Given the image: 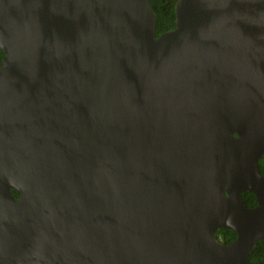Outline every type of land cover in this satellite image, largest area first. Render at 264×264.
<instances>
[{"label":"water","instance_id":"1","mask_svg":"<svg viewBox=\"0 0 264 264\" xmlns=\"http://www.w3.org/2000/svg\"><path fill=\"white\" fill-rule=\"evenodd\" d=\"M152 2L0 0V264H253L264 0Z\"/></svg>","mask_w":264,"mask_h":264},{"label":"trees","instance_id":"2","mask_svg":"<svg viewBox=\"0 0 264 264\" xmlns=\"http://www.w3.org/2000/svg\"><path fill=\"white\" fill-rule=\"evenodd\" d=\"M177 1L178 0H153L152 6L157 14V36L176 26L175 4ZM4 56L5 53L0 47V64L2 63ZM12 192L16 197L20 196L19 191L13 189ZM251 198L254 199L252 194L248 193L245 196V202L250 207L253 206L254 203L256 204V199L252 202ZM217 234L221 235L218 237L222 238L225 243L231 242V240L237 235L233 229L224 227L220 228L217 231ZM250 258L253 264H264V240L258 241V247L253 251Z\"/></svg>","mask_w":264,"mask_h":264},{"label":"flooded vegetation","instance_id":"3","mask_svg":"<svg viewBox=\"0 0 264 264\" xmlns=\"http://www.w3.org/2000/svg\"><path fill=\"white\" fill-rule=\"evenodd\" d=\"M258 163H259V167H260V170H261V174L264 175V156L259 158ZM248 193H249V194H252V195L254 196V199H256V204L254 203L255 205L253 204V206H251V207L248 206L247 203L245 202V196H246ZM243 198H244V202H245V204H246L249 208H254V207H256V206L258 205V198H257L256 194H254V193H252V192H250V191H246V192H244V193H243ZM254 199L251 198V201L253 202ZM254 202H255V201H254ZM221 228H222V227H221ZM224 228H226V227H224ZM219 229H220V228H219ZM219 229H218V230H219ZM218 230H217V231H218ZM234 231H235V230H234ZM235 232H236V231H235ZM236 233H237V232H236ZM216 235H217V238L223 242V239H222V238H219L221 235H220V234H217V233H216ZM218 236H219V237H218ZM236 237H237V235H236ZM236 237H235V238H236ZM235 238H233V239L231 240V242H232ZM231 242H229V243H231ZM223 243H225V242H223ZM229 243H225V244H229ZM257 264H259V263H257Z\"/></svg>","mask_w":264,"mask_h":264}]
</instances>
